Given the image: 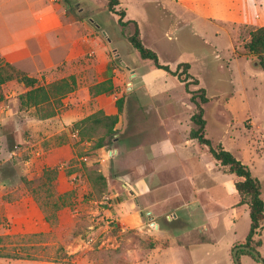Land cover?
Masks as SVG:
<instances>
[{
  "label": "rangeland",
  "instance_id": "1",
  "mask_svg": "<svg viewBox=\"0 0 264 264\" xmlns=\"http://www.w3.org/2000/svg\"><path fill=\"white\" fill-rule=\"evenodd\" d=\"M67 1L76 9L77 0ZM120 1L124 7L119 8L128 9L138 22L142 42L157 53L162 64L173 70L183 62L191 65L189 73L200 84H191L190 89L196 92L204 88L210 98L203 107L206 137L214 147L223 143L227 151L241 158H245L250 148L261 149L264 146L259 141L261 134L251 130L247 119L250 116L260 119L264 77L252 74L240 77L236 73L232 76L225 68V61L231 63V55L204 44V41L215 42L213 36L216 30L220 31L219 24L196 15L181 17L179 7L172 0ZM85 3L91 18L114 40L110 44L106 35L100 34L111 66L117 71L112 83L102 88L95 87L98 84L91 86L86 79L80 82L75 97L82 107L75 112L79 118L76 123L99 111L109 115V111L100 108L97 99L103 94L115 95L113 108L117 112L116 102L121 99L120 121L113 132L105 124L91 122L78 130L74 129L76 123L59 127L39 120L53 106L21 105L20 97L28 90L23 84L13 81L0 88V253L18 252L22 257L56 259L59 263H77L83 258L91 264L147 262L149 251L156 245L154 233L159 229L169 230L167 216L188 199L192 202L176 212L178 220L170 228L172 236L177 238L172 249L173 260L177 259L178 264H234L233 257H226L220 249L215 254L209 250L213 247L192 242L196 235L207 234L204 225L199 224L195 205L196 199L205 200L206 193L189 189L190 176L182 175L178 167L171 169L170 164H165H180L181 149L175 145L188 139L193 127L191 122L182 121L179 125L166 119L173 113L166 107L169 104H177L175 107L184 119L194 111L184 85L140 57L123 34L117 16L109 11L106 0H85ZM186 20L193 22L195 29L181 25ZM223 26L231 28L229 22ZM133 30V25L127 28ZM94 58L95 54L89 56L91 60ZM259 63L260 58L254 59L253 65L259 67ZM47 75L58 77L57 73ZM107 88H112V92H106ZM70 107L69 103L67 108ZM64 112L62 106L55 116ZM72 130L81 136V142L72 138ZM168 135L179 137L181 142H166ZM102 140L104 146L98 148ZM199 148L202 149H195L193 155L189 152L192 148L187 150L185 168L202 166L199 160L203 157L209 171L230 174L219 163H211L207 147ZM45 170L53 176V172L57 173V179L38 189ZM207 178L198 179V188L208 183ZM32 190L37 192L38 200ZM213 191L222 195L220 187ZM29 196L36 199L40 209L44 208V216L55 220L57 214L65 218L64 222L56 228L51 226L53 231L46 235L13 234L15 227L26 224L20 217L24 213L23 201ZM122 201L141 211L140 228L121 226V217L115 211L120 209L118 205ZM246 226L244 217L238 223V233ZM253 246L258 248L256 243ZM71 248L76 252L69 255ZM0 259V264H27L22 261L27 259Z\"/></svg>",
  "mask_w": 264,
  "mask_h": 264
},
{
  "label": "crops",
  "instance_id": "2",
  "mask_svg": "<svg viewBox=\"0 0 264 264\" xmlns=\"http://www.w3.org/2000/svg\"><path fill=\"white\" fill-rule=\"evenodd\" d=\"M172 1L179 7L181 17L184 15H196L202 19L211 20L219 24L220 31L216 30L213 36L215 42L208 43L204 41V44L210 45L224 53L227 51V54L231 55L229 59L231 63L225 61V59L223 61L226 64L225 68L232 76L236 73L240 77L249 74L264 77V70L260 65L259 67L253 65V61L257 56L247 52L245 49V45L251 41L252 32L264 28V0ZM14 3L16 5L12 6ZM86 7L85 0H77L76 9L71 7L67 0H0V66L6 63L12 64L19 71L37 78L42 84H49L73 76L77 81V89L80 86V82L84 79L88 80L91 86L111 80L117 70L111 66V59L107 56L106 45L100 34L106 35L110 44L114 40L107 35L97 20L91 18V13ZM120 7H124L122 2ZM126 11V20H134L130 16L128 9ZM180 19L183 20V18ZM225 19V23H230V30L223 26L225 23L222 22ZM181 25L190 30L195 29V25L190 20L181 22ZM222 32H224V37ZM92 54H95L93 60L89 59V56ZM217 56L219 57L220 55L217 54ZM48 72L57 73L58 77H49L47 75ZM165 74L167 73L165 72ZM136 76L139 77V73ZM77 89L63 99L65 112L62 115L44 119L40 118L39 120L41 122L53 123L59 127L73 126L79 120L75 112L82 107L75 97V94L79 91ZM97 99L101 103L100 108L109 111V115H117L119 113L113 108L115 103L114 94H103L97 97ZM69 103L72 107L68 109ZM176 105L169 104L166 106L169 107L168 110L173 111V113L167 115L166 119L179 125H182V121L191 122L190 117L192 113H189L188 119H184L176 109ZM153 107L156 108V106ZM222 107L224 111L225 105ZM260 109V119L255 120L253 116H250L247 122H249L251 130H256L261 134V140L259 141L264 145V105H261ZM120 117L121 114L119 115V121ZM159 117L162 118V115H159ZM72 131V138L74 139V130ZM177 141L181 142L179 137L173 138L170 135H168L166 140V142H170L171 144ZM196 142V140L189 137L184 142L182 141L180 144L175 145L181 149L178 152L179 154L177 153L180 157L179 166L169 162L165 164H170L171 169L178 167L182 175L190 176L191 183H189V189L193 190L194 188L196 191L199 190L206 193L205 200L196 199L195 205L200 217L199 224L204 225V229H207V234L205 236L196 235L192 242L213 247L209 250L215 254H218L219 252L217 251L220 249L226 257L230 258L233 257L235 246L245 243L247 239L251 225L250 208L248 205H239L240 196L235 188V183L239 178L234 174L223 172V174L219 175L218 173L209 171L205 167L207 162L203 157L199 160V163H203L202 166H187L185 168L184 164L188 162L189 157L187 150L192 148L190 149L192 151L189 150V152L193 155L196 152L195 149H202L199 147L203 145L197 142L198 146ZM219 144L223 146V143ZM224 149L226 148L224 147ZM237 158L248 165L253 175L260 180L262 198L264 200V146L261 149L259 147L256 149L250 148L245 154L246 159L244 157L241 158V155ZM213 161L212 159L211 163H217ZM29 162L30 160L27 164ZM208 176L210 178H207ZM199 178H207L208 180L206 181L208 183L202 188H198ZM219 187L222 192L221 196L213 191ZM178 193L181 194L180 191ZM191 202L187 199L170 212L167 216L169 230L159 229L154 233L156 235V245L155 248L149 251V260L135 264H178L177 259L173 260L172 258V249L177 238L172 236L170 228L178 220L176 212L187 208ZM118 206L120 209H117L115 212L117 216L121 217L119 220L122 223L121 226L141 227L143 222L141 211L136 206L129 204L128 201H122ZM23 207L24 213L20 217V220H23L26 224L25 226L15 227L12 231L13 234H47L53 231V228L45 220L46 218L42 210L33 197L29 196L25 198ZM244 217L247 222L246 229L242 233H238V223ZM64 219L61 216L59 224H62ZM254 239L255 241L262 242V245L257 250L264 258V229ZM164 243H168V245ZM75 252L76 250L72 248L68 251L69 255ZM22 261L27 264H91L84 258L77 263L38 260ZM232 261L234 263L233 258ZM240 261L241 264H260L248 255H241Z\"/></svg>",
  "mask_w": 264,
  "mask_h": 264
},
{
  "label": "trees",
  "instance_id": "3",
  "mask_svg": "<svg viewBox=\"0 0 264 264\" xmlns=\"http://www.w3.org/2000/svg\"><path fill=\"white\" fill-rule=\"evenodd\" d=\"M106 1L109 11L117 16L118 23L123 30V34H125L127 40L132 45V47L138 51L140 57L143 60L151 61L155 69L163 70L168 75L176 77L184 85L185 92L189 96L190 102L194 105V111L192 112L190 117L191 123L193 124L189 135L190 139L196 140L200 145L208 147V151L211 158L217 163H219L222 167L227 168L230 174H234L239 178V180L235 183V188L240 196L239 205H248L250 208L251 225L249 234L245 243L237 244L236 246L246 245L259 252L253 246V244L256 243L257 247L262 245L261 241L255 242L254 239L255 236L258 235L260 231L264 229V200L262 198V185L260 180L253 175L248 165L244 164L233 153L224 149L221 144L214 147L213 142L206 137L207 121L205 119V110L203 105L207 104L210 101L207 96L206 89L200 88L196 92L192 91L190 89V85H199L200 80L189 73L191 65L186 62L180 63L178 64L176 70H173L169 65L162 64L159 60L157 53L152 49L146 47L142 42L141 31L138 22L131 19L126 20L127 11L126 9L119 8L121 6L120 0ZM130 25H133L134 27V30L132 32L127 31V28ZM245 49L247 52L253 53L258 58H260L259 65L264 70V28L252 32L251 41L245 45ZM13 81H17L18 83L23 84L28 89L20 97L22 106H25L27 108H38L44 105H51L54 107L48 115L41 119L55 116L56 112L63 106V99L77 89V81L76 78L73 76L49 84H42L37 78L31 77L19 71L12 64L6 63L4 65H1L0 88ZM107 83L111 84L112 81L108 80L106 82L96 85L95 87L102 88ZM111 89L112 88H107L105 90L106 92H110ZM116 106L119 112L117 115H106L103 111H99L98 113L92 116H88L80 122L76 123L74 125V129H82L85 124L91 122L93 124L98 125L105 124V126H107L111 132H113L119 122V115L122 112L121 99L117 100ZM98 115H102V117ZM103 146V140L97 144L98 148H102ZM48 171L49 170H45L43 176L40 178L41 185L38 187V189H42L46 184H51L52 180L57 179V173L53 172V176L50 175ZM32 191L35 193V198L37 199V192H35L34 190ZM41 210L46 213L44 208L42 209L41 207ZM54 217L55 220L51 219L48 216H45L46 221L52 227L56 228L59 224L60 218L57 214ZM28 235L31 237L46 234ZM241 255H248L258 262L256 257L251 252L239 251V259ZM0 257L43 261L42 258L34 259L31 257H22L18 254V252H16L15 254L0 253ZM46 261L58 262L56 259H49Z\"/></svg>",
  "mask_w": 264,
  "mask_h": 264
},
{
  "label": "water",
  "instance_id": "4",
  "mask_svg": "<svg viewBox=\"0 0 264 264\" xmlns=\"http://www.w3.org/2000/svg\"><path fill=\"white\" fill-rule=\"evenodd\" d=\"M239 251L251 252L256 257V259L258 260V262L260 264H264V258L259 254V252H257L256 250H254L251 247L246 246V245L236 246L234 248V250H233V259H234V263L235 264H241V261H240V259L238 257Z\"/></svg>",
  "mask_w": 264,
  "mask_h": 264
},
{
  "label": "built area",
  "instance_id": "5",
  "mask_svg": "<svg viewBox=\"0 0 264 264\" xmlns=\"http://www.w3.org/2000/svg\"><path fill=\"white\" fill-rule=\"evenodd\" d=\"M74 137L78 140V141H82V138L80 135H78L77 133H74ZM112 153V152H111Z\"/></svg>",
  "mask_w": 264,
  "mask_h": 264
}]
</instances>
